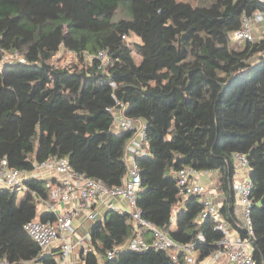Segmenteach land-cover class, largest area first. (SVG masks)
I'll use <instances>...</instances> for the list:
<instances>
[{
  "label": "trees",
  "instance_id": "16d2710c",
  "mask_svg": "<svg viewBox=\"0 0 264 264\" xmlns=\"http://www.w3.org/2000/svg\"><path fill=\"white\" fill-rule=\"evenodd\" d=\"M200 1L0 0V162L30 174L22 187L0 188V262L57 264L59 249L42 251L23 229L36 218L54 220L38 214L54 179L32 175L34 165L65 158L83 177L119 185L133 135L111 128L110 109H122L145 124V154L135 158L142 217L179 244L196 243L193 264H202L221 233L211 217L198 219L199 197L180 198L173 173L216 170L220 217L252 239L250 254L264 264V33L231 47L244 17L264 16V0ZM59 50L76 63L53 64ZM98 51L107 54L104 65ZM235 154L249 167L252 235L234 214ZM136 232L127 213L106 212L81 264H187L185 252L171 259L173 249L106 258Z\"/></svg>",
  "mask_w": 264,
  "mask_h": 264
},
{
  "label": "built area",
  "instance_id": "2783aa9c",
  "mask_svg": "<svg viewBox=\"0 0 264 264\" xmlns=\"http://www.w3.org/2000/svg\"><path fill=\"white\" fill-rule=\"evenodd\" d=\"M250 19L262 20L264 16L256 13L251 18L244 17L241 27L236 30L232 37L241 41H253V34L250 27ZM11 58L12 57H8ZM96 59L104 65L108 61L105 51H98ZM23 62L22 59H19ZM113 114L112 130L133 132L127 141L125 155L128 164L125 177L117 186L108 187L102 182L83 177L74 172L65 158H49L46 161L35 164L32 175L38 176L42 170L54 172V180L48 181L46 187L49 192V201L42 202L38 207V214L49 212L54 215L53 221H41L36 218L23 225L25 232L39 246L42 251H48L52 247H58L60 256L57 264H65L68 255L75 246L80 245L83 252L89 251L88 241L92 228L86 232L79 240H73V235L78 229L76 219L83 215L86 221L92 224L101 223L104 219L103 212L115 211L121 214L127 213L137 230L134 238L128 240L121 246H116L107 251L106 258L112 259L118 252L123 250L134 252H146L149 250L170 251L171 259L177 260L179 252H185L187 264H193V251L196 243L179 244L161 229L153 226L142 217L141 210L136 205L137 195L140 192V173L135 158L145 154L144 144L146 142L145 124L139 120L124 118L122 109H110ZM237 163L242 167H247L248 163L243 155H236ZM27 174L7 166L5 159L0 162V188L14 189L22 187L23 180ZM177 180L179 196L185 200L188 197H199L203 208L198 214V219L202 220L211 217L215 222V229L220 231L221 238L218 241V249L209 256L212 262H216L225 257L229 264H257L250 254L251 238H240L238 235H231L230 230L220 215L218 208L204 197L205 186L197 177V171L190 167H184L174 172ZM52 179V178H51ZM251 190L250 180H243L233 183V192L238 202L244 207L243 230L252 235L249 207V194ZM41 209V210H40ZM102 209V210H101ZM101 210V211H100ZM42 211V212H41ZM144 227L150 231L151 239L144 240L139 228ZM201 239V237H199ZM100 261V260H99ZM0 264H8L3 261ZM19 264H28L20 262Z\"/></svg>",
  "mask_w": 264,
  "mask_h": 264
},
{
  "label": "crops",
  "instance_id": "0c3cea01",
  "mask_svg": "<svg viewBox=\"0 0 264 264\" xmlns=\"http://www.w3.org/2000/svg\"><path fill=\"white\" fill-rule=\"evenodd\" d=\"M236 155L237 154L234 155L233 183L249 179V167L248 166L247 167L240 166V164L237 163L238 161L235 157ZM38 176L41 177L42 179L47 180V179L54 178L55 174L51 170H42L38 173ZM197 177H198L199 181L201 183H203V185L206 188L205 192H204V197L206 199L210 200L218 208V211H219V209L221 208L223 201H224V195L222 193H220L219 191H217V189H218L217 188L218 187V177H219L218 171L211 170V171L197 172ZM234 199H235V201H234V214H235V217L240 222V226H241L244 222V207L241 203L238 202L235 195H234ZM105 213L106 212H103V215H105ZM76 223L79 226L77 231L80 230L84 234L86 232H88V230L91 229L93 227V225H95V224H92V222H90V221H86L82 214L77 217ZM226 223H227L229 230L231 231L230 234L233 236L238 235L236 230L232 227V225L227 221H226ZM83 233H82V235H83ZM150 237H151V234H150ZM76 239L77 238L74 237V235H73V240H76ZM56 248L59 249L58 247H56ZM52 249H55V247H52L49 250H52ZM81 252H82V248L80 247V245L75 246L73 251L68 255V257L65 261V264H81V259H80ZM193 258H194V253H193ZM202 264H229V263L227 262L225 257H222L219 260H217L216 262H212L210 260V258H208V259L204 260L202 262Z\"/></svg>",
  "mask_w": 264,
  "mask_h": 264
},
{
  "label": "rangeland",
  "instance_id": "374dc122",
  "mask_svg": "<svg viewBox=\"0 0 264 264\" xmlns=\"http://www.w3.org/2000/svg\"><path fill=\"white\" fill-rule=\"evenodd\" d=\"M183 1H189V2H191L193 4L202 3V1H200V0L199 1H197V0H183ZM204 1H206V0H204ZM249 23H250V27H251L252 34H253V41L259 40L262 37L263 33H264V25H263L264 24V19H262V20L250 19ZM137 41L138 40L136 38L131 37L128 42L130 43L131 47L133 48V43H136ZM244 42L245 41L237 40L234 37H231V47H233L234 49L239 48L242 44H244ZM132 55H133V57L135 59V62L139 63L140 62V57L136 53L134 48H133V51H132ZM7 59H11V58L7 57ZM52 63L53 64H60V65L73 64V63H76V58L72 54L67 53L64 50H59V52H57L56 55L52 58ZM20 194H22V191H20ZM79 231L76 230V232L74 234V237L77 238L76 240H79L84 235V233L82 231H80V232ZM81 232L83 233V235H82Z\"/></svg>",
  "mask_w": 264,
  "mask_h": 264
},
{
  "label": "water",
  "instance_id": "95a60500",
  "mask_svg": "<svg viewBox=\"0 0 264 264\" xmlns=\"http://www.w3.org/2000/svg\"><path fill=\"white\" fill-rule=\"evenodd\" d=\"M97 224H99V223H97ZM97 224L93 225L92 229H93Z\"/></svg>",
  "mask_w": 264,
  "mask_h": 264
}]
</instances>
